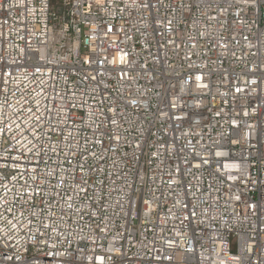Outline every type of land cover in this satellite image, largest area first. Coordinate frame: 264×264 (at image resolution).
Segmentation results:
<instances>
[{
  "label": "built area",
  "instance_id": "built-area-1",
  "mask_svg": "<svg viewBox=\"0 0 264 264\" xmlns=\"http://www.w3.org/2000/svg\"><path fill=\"white\" fill-rule=\"evenodd\" d=\"M0 264H264V0H0Z\"/></svg>",
  "mask_w": 264,
  "mask_h": 264
},
{
  "label": "rangeland",
  "instance_id": "rangeland-1",
  "mask_svg": "<svg viewBox=\"0 0 264 264\" xmlns=\"http://www.w3.org/2000/svg\"><path fill=\"white\" fill-rule=\"evenodd\" d=\"M230 249H231L232 251H235V249H236V241H235L234 238H232V239L230 240Z\"/></svg>",
  "mask_w": 264,
  "mask_h": 264
}]
</instances>
